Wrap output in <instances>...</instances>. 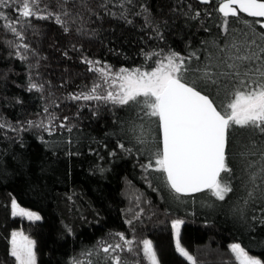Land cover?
I'll return each mask as SVG.
<instances>
[{
    "label": "trees",
    "instance_id": "1",
    "mask_svg": "<svg viewBox=\"0 0 264 264\" xmlns=\"http://www.w3.org/2000/svg\"><path fill=\"white\" fill-rule=\"evenodd\" d=\"M222 1L0 7V264H17L16 229L34 239L39 264H124V254L105 246L115 252L136 238L151 241L159 264H239L233 243L264 264V118L230 122L222 197L213 189L182 197L157 169L156 96L79 97L99 84L98 66L152 71L177 55V78L230 117L239 95L264 93V28L240 13L222 16ZM14 201L41 219L13 217ZM139 211L147 216L137 218ZM171 218L184 220L179 241L191 260L177 251Z\"/></svg>",
    "mask_w": 264,
    "mask_h": 264
},
{
    "label": "water",
    "instance_id": "2",
    "mask_svg": "<svg viewBox=\"0 0 264 264\" xmlns=\"http://www.w3.org/2000/svg\"><path fill=\"white\" fill-rule=\"evenodd\" d=\"M198 1L206 5L211 0ZM219 12L227 18L240 13L262 20L264 28V0H225ZM156 98L163 172L170 189L182 197L214 189L226 167L232 117L179 78H171Z\"/></svg>",
    "mask_w": 264,
    "mask_h": 264
},
{
    "label": "rangeland",
    "instance_id": "3",
    "mask_svg": "<svg viewBox=\"0 0 264 264\" xmlns=\"http://www.w3.org/2000/svg\"><path fill=\"white\" fill-rule=\"evenodd\" d=\"M0 7L10 6L12 0H0ZM223 0L222 2H224ZM7 2V3H5ZM221 2V3H222ZM220 3V4H221ZM220 4L218 6H220ZM19 9L15 10L18 12ZM17 31H14L16 34ZM181 58L177 55H171L165 57L159 65L152 71H139V70H118L113 71L104 67H97L101 80L99 84L94 87L90 92H86L79 97L89 101H95L100 98H106L117 103L127 101L135 96L149 93L157 96L166 87L167 82L171 78H177L180 66ZM99 92L101 95H99ZM104 94V96H102ZM156 114L157 110V98L155 104ZM232 120L238 123H244L250 120H262L264 118V93L255 95H239L233 102L231 107ZM157 169L163 170L162 156L159 157L157 163ZM225 188L218 182L214 187L213 193L217 197H222L225 193ZM178 205L182 206L186 204V200L179 197L170 196ZM205 208V205L202 204ZM12 215L15 218H19L20 221L27 223H33L41 219L37 212L29 209L22 208L16 201L12 204ZM147 216L145 211H139L137 218ZM184 220L179 218H171V228L173 231L174 240L177 246V251L191 260V257L181 246L179 238L180 231ZM130 225V223H127ZM140 238L125 240L123 239L118 248L113 252L112 248L105 246V251L109 253H115L117 256L125 255L124 264H128L127 259L131 258L135 261V264H140V254L144 259V264H159L153 245L150 240L145 239L140 244L142 247L141 253L138 251V245ZM36 245L34 239L24 230L16 229L12 233L11 237V253L16 259L17 264H39ZM231 250L235 255L239 264H263L259 257L251 255L246 251L239 243H233ZM118 257H116L118 259ZM132 261V260H130ZM133 262V261H132Z\"/></svg>",
    "mask_w": 264,
    "mask_h": 264
},
{
    "label": "flooded vegetation",
    "instance_id": "4",
    "mask_svg": "<svg viewBox=\"0 0 264 264\" xmlns=\"http://www.w3.org/2000/svg\"><path fill=\"white\" fill-rule=\"evenodd\" d=\"M257 20V19H256ZM260 21V23H261V25H263V21L262 20H259Z\"/></svg>",
    "mask_w": 264,
    "mask_h": 264
}]
</instances>
